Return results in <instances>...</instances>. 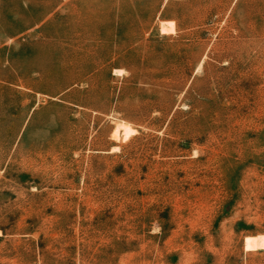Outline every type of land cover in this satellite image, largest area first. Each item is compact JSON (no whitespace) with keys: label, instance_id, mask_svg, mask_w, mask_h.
<instances>
[{"label":"rangeland","instance_id":"374dc122","mask_svg":"<svg viewBox=\"0 0 264 264\" xmlns=\"http://www.w3.org/2000/svg\"><path fill=\"white\" fill-rule=\"evenodd\" d=\"M0 264H264V0H0Z\"/></svg>","mask_w":264,"mask_h":264},{"label":"bare ground","instance_id":"6f19581e","mask_svg":"<svg viewBox=\"0 0 264 264\" xmlns=\"http://www.w3.org/2000/svg\"><path fill=\"white\" fill-rule=\"evenodd\" d=\"M122 124L120 122L116 123V126H115V130H118L119 128H121Z\"/></svg>","mask_w":264,"mask_h":264}]
</instances>
